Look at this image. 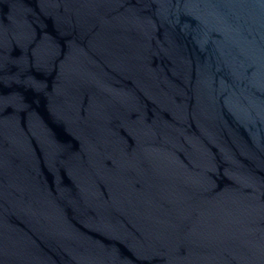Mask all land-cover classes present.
Wrapping results in <instances>:
<instances>
[{
  "label": "water",
  "instance_id": "water-1",
  "mask_svg": "<svg viewBox=\"0 0 264 264\" xmlns=\"http://www.w3.org/2000/svg\"><path fill=\"white\" fill-rule=\"evenodd\" d=\"M0 264H264V0H0Z\"/></svg>",
  "mask_w": 264,
  "mask_h": 264
}]
</instances>
